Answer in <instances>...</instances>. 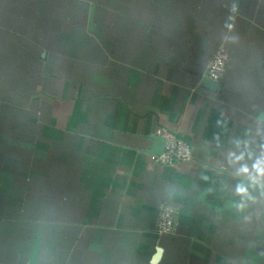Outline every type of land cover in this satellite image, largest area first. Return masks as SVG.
<instances>
[{
	"label": "crops",
	"instance_id": "obj_1",
	"mask_svg": "<svg viewBox=\"0 0 264 264\" xmlns=\"http://www.w3.org/2000/svg\"><path fill=\"white\" fill-rule=\"evenodd\" d=\"M263 113L264 0H0V264H264Z\"/></svg>",
	"mask_w": 264,
	"mask_h": 264
},
{
	"label": "built area",
	"instance_id": "obj_2",
	"mask_svg": "<svg viewBox=\"0 0 264 264\" xmlns=\"http://www.w3.org/2000/svg\"><path fill=\"white\" fill-rule=\"evenodd\" d=\"M230 54L224 46H220L205 66L206 76L214 81H220L227 69ZM159 135H162L166 141L164 150L159 154H150L156 163L174 165L182 162H189L193 159V151L189 141L175 132L164 128L158 129ZM178 208L170 202H162L159 205L156 221V230L160 234H172L176 231V216Z\"/></svg>",
	"mask_w": 264,
	"mask_h": 264
},
{
	"label": "water",
	"instance_id": "obj_3",
	"mask_svg": "<svg viewBox=\"0 0 264 264\" xmlns=\"http://www.w3.org/2000/svg\"><path fill=\"white\" fill-rule=\"evenodd\" d=\"M203 84L207 87H211L213 89H220L221 87V82L219 81H214L210 79L209 77H204L203 78ZM262 118H264V113L261 115ZM153 140L152 146L148 149V151L154 153V154H159L164 150V144L166 139L163 136H152L151 137ZM160 255V250L158 253L154 256V260H157Z\"/></svg>",
	"mask_w": 264,
	"mask_h": 264
},
{
	"label": "clouds",
	"instance_id": "obj_4",
	"mask_svg": "<svg viewBox=\"0 0 264 264\" xmlns=\"http://www.w3.org/2000/svg\"><path fill=\"white\" fill-rule=\"evenodd\" d=\"M254 167L257 169V177H252L253 184H260L261 187H264V158H261L257 161L256 165ZM247 171V169H245ZM247 190L245 188H238V192H246Z\"/></svg>",
	"mask_w": 264,
	"mask_h": 264
}]
</instances>
